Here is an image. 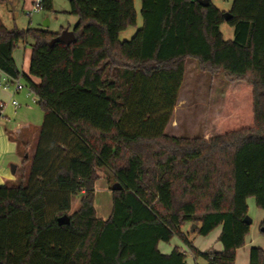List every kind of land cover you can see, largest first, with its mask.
<instances>
[{
    "label": "trees",
    "instance_id": "obj_1",
    "mask_svg": "<svg viewBox=\"0 0 264 264\" xmlns=\"http://www.w3.org/2000/svg\"><path fill=\"white\" fill-rule=\"evenodd\" d=\"M141 2L143 26L125 41L120 34L137 26L135 0H70L78 17L70 44L0 20V70L24 76L44 112L28 172L0 185V264H191L179 247L160 251L175 236L207 264H236L251 229L248 199L264 209V0H234L228 12L212 1ZM30 39L26 74L13 53ZM190 58L229 83L212 137L165 133ZM104 170L114 180L107 219L95 203ZM187 223L202 236L221 226L224 249L194 247ZM250 264H264L261 247H252Z\"/></svg>",
    "mask_w": 264,
    "mask_h": 264
},
{
    "label": "rangeland",
    "instance_id": "obj_2",
    "mask_svg": "<svg viewBox=\"0 0 264 264\" xmlns=\"http://www.w3.org/2000/svg\"><path fill=\"white\" fill-rule=\"evenodd\" d=\"M37 1V0H36ZM212 3L215 4L219 9L223 11H229L232 7L233 0H212ZM135 7L138 13V21L137 26H131L120 34V39L122 41L130 40L138 31L139 28L143 26V17L141 15V0H135ZM26 9H17L15 12L11 13L8 9H5L4 16L5 22L9 27L15 28L18 27L20 29H25L27 27H43L45 23L48 21L49 26L47 29L57 32H62L63 30L69 27H75L77 22V16L70 12L71 3L70 0H53V10L47 11L42 9L41 11L34 13L32 16H29L28 10ZM222 31L225 35L226 39L233 37V28L228 24H224L222 26ZM21 47L17 49V54L22 55V50L24 48V44L20 45ZM27 48L32 49V40L30 39L29 44H27ZM31 57V56H30ZM187 66V78L185 76L184 79V87L180 90L179 99L182 101L179 104V108L174 110L173 114V125L178 136L180 137H188L195 138L200 135V129L203 128L204 122L207 123L213 117L214 107H225V90L227 88L226 79L219 75L217 77L213 76L208 72L201 71L198 67L197 61L192 59L189 61ZM21 70V69H20ZM22 72V70H21ZM23 73V72H22ZM186 74V73H185ZM23 85H26V88L20 92L14 93L11 91V95L9 98L6 97L4 100L7 104V108H10L12 105V101L16 100L20 106V112H7L11 117V123L9 124V128H13L16 124L25 123V124H33V126H40L44 121V112L38 102H32L27 96L28 89H30L29 81L24 77H20ZM15 84V82H14ZM14 84L11 85V89H14ZM226 87V88H225ZM2 88V87H0ZM8 96V95H7ZM33 97V96H32ZM188 99V103H186V99ZM223 99V101H222ZM179 103V102H178ZM185 104V105H184ZM186 104H188V108L186 110ZM14 107V106H13ZM183 107V108H182ZM15 109V108H14ZM224 112V109H223ZM175 119V122H174ZM21 125V124H20ZM24 125V124H22ZM13 136L10 135L11 138H15L14 133ZM30 136V135H29ZM21 136H18L20 138ZM39 138V137H38ZM27 147L21 148L22 157H24ZM30 150V149H29ZM18 152L4 154L3 157L0 158V172H7L9 175L0 174L3 181H7V184H13L12 182H8V180L16 179V174L12 173L13 165H17V171L22 175V173L28 172L29 166L28 163H24V165L19 166L23 160V158ZM31 158V155L28 156V159ZM16 171V173H17ZM110 178L107 181L100 180L96 184L97 188V198H96V208L98 216L107 219L112 211V203H111V195L112 192L110 190V186L113 183V178L110 173H107ZM103 175V174H102ZM19 176V177H20ZM18 177V178H19ZM55 193V192H54ZM59 198V194L56 192L53 197L49 199V203H53L55 200ZM80 196H76L72 199V211L70 214L75 211L79 207ZM248 216L252 219L251 223V234L249 238H253L254 234L264 238V234L261 233V221L264 219V209H261L256 204L255 197H250L248 200ZM193 224H185L182 228V231L187 234L188 238L199 247H210L214 245V238L216 233H212L209 238L204 236H200L192 231ZM173 245H181V239L178 236H175L173 239Z\"/></svg>",
    "mask_w": 264,
    "mask_h": 264
},
{
    "label": "crops",
    "instance_id": "obj_3",
    "mask_svg": "<svg viewBox=\"0 0 264 264\" xmlns=\"http://www.w3.org/2000/svg\"><path fill=\"white\" fill-rule=\"evenodd\" d=\"M35 2H36V0H0V20L5 25L7 24L5 22V19H4L5 18V16H4L5 9H8L9 12L13 13V12H15V10H17L19 8H21V9L32 8V6L34 5ZM77 22H78V18H77ZM77 22H76V24H77ZM6 26L9 29H13L12 27H9L8 25H6ZM48 26H49V23L47 21L45 23V26L37 27V28L47 29ZM67 29L73 30L74 27L73 28L69 27ZM50 31H52V30H50ZM53 32H57V31H53ZM57 33H61V32H57ZM233 34H234V31H233ZM232 38H229V39H232ZM29 41L19 43V45L17 46V48L15 49V51L13 53V56H14V59L16 61L18 68L21 69L22 72L26 73V74H29L30 63H31V57L30 56H32V49L27 48V44H29ZM21 44H24V48L22 50V55L17 54V52H16L17 49H19L21 47L20 46ZM189 61H192V59L191 58L188 59L187 64ZM197 64H198V62H197ZM219 75H221V74L213 75V76L217 77ZM185 76L187 78V66H186ZM32 80L35 83L40 82V79L33 77V76H32ZM14 82H15V80L12 77H10L9 75L5 74L4 72H2L0 70V87H2V88H0V102L6 103L4 101L6 99V97L9 98V96L12 93L11 91H14V89H11V87H10L11 85L14 84ZM226 82L229 85L227 80H226ZM228 85H227V88H228ZM6 86H9V88H5ZM183 87H184V83H183L181 89H183ZM227 88L225 90V97H226ZM27 96H28V93H27ZM29 98L32 101L31 97H29ZM185 99H186V97H185ZM187 101H188V99H186V103L189 102V101L188 102ZM222 101H223V99H222ZM178 102L179 103L177 104L176 109H178L180 107L179 104L182 101L179 99ZM221 104H222V106L220 105V107H217V106L214 107L215 112L213 114V117L210 120H208L207 123H205L206 121L204 122V125H202L203 128L200 129L201 130L200 135L197 137H212V136L218 135L221 132V126H222V120H223V109H224L223 102ZM14 108L15 107H13V106H11L10 108H7V104H6L4 109H3V117L0 120V158L3 157L5 153L8 154L9 152L10 153L18 152L22 157L23 155L21 153V148L27 147L26 148L27 154L24 157H22L23 160L19 166L24 165V160H26L25 158H28V156L31 155V158L27 159V161H26V163H28L27 165L30 168L32 165L35 153H36L39 132H40L42 124L40 126H33V124L19 123L18 125L16 124L15 126H13L12 129L9 128V124L11 123V117H10L9 113H7V112H20L19 108H17V109H14ZM188 108H191V107H188V104H186V110ZM174 122H175V119H174ZM22 124H24V125H22ZM176 131L177 130L175 129V127L173 125V118H172L171 122L169 123V125L167 126V128L165 130V133L170 135V136H178V133ZM10 133H14L15 138L23 143L22 147H20L18 145V143L15 139L10 137ZM18 136H21V137L18 138ZM108 172L112 176V173L109 170L100 171L101 178L98 181H100V180L107 181V179L110 178L107 174ZM0 174L9 175L5 171L2 173L0 172ZM15 174H16V179H14V180L10 179V180H8V182H12V181L14 182L18 179L20 174L18 173V171ZM5 184H7V181H3L2 177L0 176V185H5ZM96 193H97V188H96ZM96 198H97V196H96ZM111 203H112V195H111ZM263 220L261 221V223L263 222ZM260 226H261V224H260ZM214 232L216 233V236L214 238V243H215L214 245H212L210 247H199V245H196V243L193 242V246L202 252L222 251L224 249V245L219 240V236L222 232L221 226L216 228L209 235L204 236V237L209 238L210 235H212V233H214ZM250 234H251V229H250L249 235ZM249 235L246 237V244L237 250L236 264H250V252H251L252 247H261L264 250V238H261L260 236H258L256 234H254L253 238H249ZM173 239L170 242H160L159 243V249L162 253L171 254L175 247H179L187 253V260L189 263H191V264H207V261L204 260L203 258L196 257L195 254L193 253V251L190 249V247L187 244H185L182 240H181V245H178V244L173 245L172 244Z\"/></svg>",
    "mask_w": 264,
    "mask_h": 264
},
{
    "label": "water",
    "instance_id": "obj_4",
    "mask_svg": "<svg viewBox=\"0 0 264 264\" xmlns=\"http://www.w3.org/2000/svg\"><path fill=\"white\" fill-rule=\"evenodd\" d=\"M199 2L203 6H208L211 3V0H199ZM75 40H76V35H75L74 30L66 29V30H63L56 38H54L52 43L62 42V43H65V44H70V43H72ZM17 167H18L17 165H13V168H12V173L13 174L16 173ZM244 221L246 223H248L249 225H251V223H252V219L248 215L245 217ZM59 222L60 223H65L66 222V218L65 217L60 218ZM195 228H196V225L193 224V227H192V231L193 232L195 231Z\"/></svg>",
    "mask_w": 264,
    "mask_h": 264
},
{
    "label": "built area",
    "instance_id": "obj_5",
    "mask_svg": "<svg viewBox=\"0 0 264 264\" xmlns=\"http://www.w3.org/2000/svg\"><path fill=\"white\" fill-rule=\"evenodd\" d=\"M43 9V0H37L34 5L32 6V8L30 10H28V15L32 16L34 13H37L39 11H41ZM5 88H9V86H6ZM26 86L23 85V83L21 82L20 79L15 80V85H14V93H17L23 89H25ZM28 96L31 97L33 102H38L39 98L37 97V95L31 90L28 89ZM33 96V97H32ZM6 103L1 102L0 106L2 108V114H3V109L5 107ZM12 105L15 107V109L19 108L20 104L16 101L13 100L12 101Z\"/></svg>",
    "mask_w": 264,
    "mask_h": 264
}]
</instances>
